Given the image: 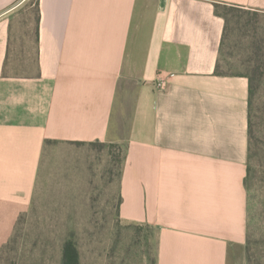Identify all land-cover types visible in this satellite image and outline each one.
Here are the masks:
<instances>
[{
	"label": "crops",
	"instance_id": "crops-1",
	"mask_svg": "<svg viewBox=\"0 0 264 264\" xmlns=\"http://www.w3.org/2000/svg\"><path fill=\"white\" fill-rule=\"evenodd\" d=\"M215 3L241 8L225 38ZM263 45L264 0H0V264H62L68 237L43 228L75 226V215L43 185L48 146L105 141L129 100L111 209L157 228L153 264H227L249 239L260 151L247 70L228 67L262 69ZM124 247L84 252L80 264H139Z\"/></svg>",
	"mask_w": 264,
	"mask_h": 264
},
{
	"label": "rangeland",
	"instance_id": "rangeland-1",
	"mask_svg": "<svg viewBox=\"0 0 264 264\" xmlns=\"http://www.w3.org/2000/svg\"><path fill=\"white\" fill-rule=\"evenodd\" d=\"M251 24L247 31L255 28L254 22ZM242 46L238 45L239 48ZM236 53L243 54L244 51ZM260 56L264 64V50ZM244 69L248 72L252 68L241 65L235 68L238 72ZM260 72L262 76L255 79L254 94L257 121L260 122L256 127L260 151L252 161L254 172L248 181L249 239L245 246L237 244L231 249L227 264H264V66ZM129 105L127 114L122 112L118 117L119 124H112L113 130L105 141L72 146L52 143L47 149L46 162L42 164L41 170L49 172L52 177L45 178L43 185L59 190L52 196L53 202L58 203L60 209L68 205L69 214L75 215V226L44 227V235L52 240L56 237L61 240L62 235L72 239L80 259L84 252L122 248L121 251H125L127 248L124 246L127 245L133 246V251L137 250L139 264H143V260L149 264L154 262L157 228L145 223L126 224L118 220L116 210L111 209L121 201L119 188L129 138ZM65 213L64 210L59 211L60 221Z\"/></svg>",
	"mask_w": 264,
	"mask_h": 264
},
{
	"label": "trees",
	"instance_id": "trees-1",
	"mask_svg": "<svg viewBox=\"0 0 264 264\" xmlns=\"http://www.w3.org/2000/svg\"><path fill=\"white\" fill-rule=\"evenodd\" d=\"M215 10L216 13H218L220 16L224 17L225 19V27H224V38L227 33V30H229V16L232 18H236L237 22H239V19L241 17V8H238L237 6L233 5H222L215 3ZM256 13H251L249 15V19H247L246 23H250L253 20H255ZM252 69L249 70L245 75L249 78L250 86H249V97H248V135H249V142L250 146L257 147L259 143V139L256 136V127L260 123L257 117V107L254 105V94L256 90L255 85V79H257V76H261L260 69L261 67L259 65L251 67ZM231 69L233 67H228V74H235V75H243V72H238L235 70V72H231ZM216 72L219 74L226 73L220 70L219 65L216 66ZM76 145H82L84 142H75ZM80 255L79 250L76 246V243L72 241V239H68L63 244L62 249V264H80Z\"/></svg>",
	"mask_w": 264,
	"mask_h": 264
},
{
	"label": "built area",
	"instance_id": "built-area-1",
	"mask_svg": "<svg viewBox=\"0 0 264 264\" xmlns=\"http://www.w3.org/2000/svg\"><path fill=\"white\" fill-rule=\"evenodd\" d=\"M156 85L159 87V88H162L164 86V79L162 77L158 78L157 79V82H156Z\"/></svg>",
	"mask_w": 264,
	"mask_h": 264
}]
</instances>
